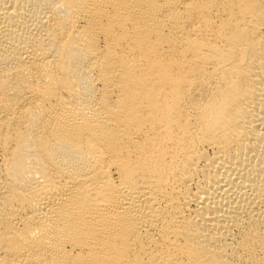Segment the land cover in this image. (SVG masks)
<instances>
[{
    "label": "bare ground",
    "instance_id": "1",
    "mask_svg": "<svg viewBox=\"0 0 264 264\" xmlns=\"http://www.w3.org/2000/svg\"><path fill=\"white\" fill-rule=\"evenodd\" d=\"M0 264H264V0H0Z\"/></svg>",
    "mask_w": 264,
    "mask_h": 264
}]
</instances>
